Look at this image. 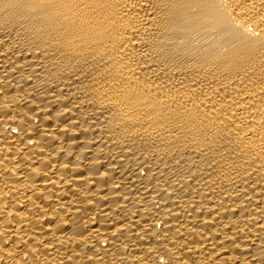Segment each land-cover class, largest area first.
<instances>
[{
	"label": "bare ground",
	"instance_id": "1",
	"mask_svg": "<svg viewBox=\"0 0 264 264\" xmlns=\"http://www.w3.org/2000/svg\"><path fill=\"white\" fill-rule=\"evenodd\" d=\"M0 264H264V0H0Z\"/></svg>",
	"mask_w": 264,
	"mask_h": 264
}]
</instances>
